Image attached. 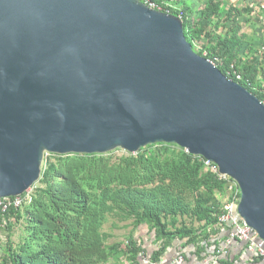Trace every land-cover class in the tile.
I'll return each instance as SVG.
<instances>
[{"label":"water","instance_id":"obj_1","mask_svg":"<svg viewBox=\"0 0 264 264\" xmlns=\"http://www.w3.org/2000/svg\"><path fill=\"white\" fill-rule=\"evenodd\" d=\"M172 143L240 186L264 239V102L141 0H0V198L27 192L46 153Z\"/></svg>","mask_w":264,"mask_h":264},{"label":"trees","instance_id":"obj_2","mask_svg":"<svg viewBox=\"0 0 264 264\" xmlns=\"http://www.w3.org/2000/svg\"><path fill=\"white\" fill-rule=\"evenodd\" d=\"M154 1L180 17L200 55L219 57L216 66L264 102V53L241 33L235 6L222 16V0H205L201 8L191 0ZM120 149L46 154L31 199L20 207L0 206V264H119L123 257L141 264V252L157 263L179 242L183 255L185 248L200 259L212 254L220 246L226 182L177 144H149L136 153ZM111 217L129 221L134 231L147 228L152 248L134 231L109 243L112 234L104 226ZM219 263L233 261L226 256Z\"/></svg>","mask_w":264,"mask_h":264},{"label":"built area","instance_id":"obj_3","mask_svg":"<svg viewBox=\"0 0 264 264\" xmlns=\"http://www.w3.org/2000/svg\"><path fill=\"white\" fill-rule=\"evenodd\" d=\"M141 1L151 8L161 11L163 9V7L154 0ZM165 10V12L168 13L170 11L169 8H166ZM206 55H208V52H204L203 56ZM210 61H212L215 65L216 63H221V59L217 56ZM231 67L234 68V65ZM228 74L230 75L231 71H228ZM232 74H235L237 78L242 77L236 70H234ZM186 151L189 152L187 149ZM202 158L206 169L217 174L220 179L226 182L227 185V199L224 202V210L219 216L218 223L222 231H227V235L223 239L220 246L214 252H212V254L204 258L203 264H219L220 260L229 254L228 249L235 241H242L245 243L243 255L248 259L253 260L256 258H261L264 260V239L259 237L258 233L242 218L241 214L239 213L238 206L241 200V190L239 184L230 175L222 173L219 166L215 162L204 157ZM32 192L33 187H31L22 195L9 198H0V206L3 208V210L8 209L10 206L20 207L26 202V200L31 199ZM140 259L141 264H164L163 258L160 262L155 263L152 262L144 252L140 253ZM172 260V264H184L185 255L180 253Z\"/></svg>","mask_w":264,"mask_h":264},{"label":"rangeland","instance_id":"obj_4","mask_svg":"<svg viewBox=\"0 0 264 264\" xmlns=\"http://www.w3.org/2000/svg\"><path fill=\"white\" fill-rule=\"evenodd\" d=\"M192 5L196 7H203L205 0H191ZM222 9L223 15L225 16L230 6H235L236 10L233 11L234 14L237 15L238 23H241V33L246 35V39L248 41H252L255 44L256 49L261 53H264V0H222ZM249 6L252 8L251 12H246L245 9ZM214 22H216L214 20ZM196 43V42H195ZM198 51L200 47L197 43ZM207 52V51H205ZM123 149L117 151V153H121ZM227 199V193L222 196V200L225 202ZM190 221V220H189ZM191 223V222H190ZM104 230L111 233L112 236L108 240L109 243L114 242H123L127 240L128 236L134 231L133 227L130 225L129 221H119L113 217L109 219V221L105 224ZM146 229L143 230H135V235L138 236L139 241L142 243H146L145 246L148 248H152L153 242L149 241V235L145 234ZM7 231L2 233L3 238L7 239ZM18 232L15 234L14 238H18ZM149 241V242H148ZM119 264H130L128 260L124 257L121 258Z\"/></svg>","mask_w":264,"mask_h":264},{"label":"crops","instance_id":"obj_5","mask_svg":"<svg viewBox=\"0 0 264 264\" xmlns=\"http://www.w3.org/2000/svg\"><path fill=\"white\" fill-rule=\"evenodd\" d=\"M147 229V228H144ZM141 231V230H140ZM147 231V230H146ZM227 231H222V234L217 239L218 243L220 241V244L222 243L223 239L226 237ZM181 242L175 243L173 247H170L168 251L163 256L164 264H172V259H174L177 255L181 252ZM245 248V243L242 241H235L233 244L229 247L228 252L229 254L227 257L230 261H233V264H264V260L261 258L256 259H248L243 255V251ZM186 249V252H185ZM185 261L184 264H203L204 258H197L196 255H194L192 252L194 249L192 248H185ZM220 264V263H219Z\"/></svg>","mask_w":264,"mask_h":264}]
</instances>
